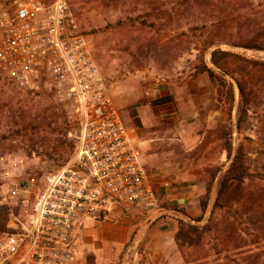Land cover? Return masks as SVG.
<instances>
[{
	"label": "rangeland",
	"instance_id": "rangeland-1",
	"mask_svg": "<svg viewBox=\"0 0 264 264\" xmlns=\"http://www.w3.org/2000/svg\"><path fill=\"white\" fill-rule=\"evenodd\" d=\"M178 2L158 0L151 8L146 0H69L108 95L145 155L156 194L155 204L148 209L132 207L111 221L90 220L87 236L95 241L94 229L103 223L147 225L168 218L169 231H174L171 226L176 228L161 248L166 249L162 257L150 254L159 245L135 244L141 228L137 226L121 250L108 248L112 257L104 264H243L244 257L264 252V181L254 177L246 182L244 196L213 206L217 179L239 147L245 165L264 177V68L246 62L264 63V51L234 45L252 37L264 42V0H244L243 11L233 16L209 11L184 14ZM207 42L213 45L204 50ZM215 49L240 56L227 65L233 66L243 85L242 96L234 79L211 65L210 53ZM201 63L223 80L212 83L207 73H199ZM9 107L17 111V118L7 117ZM241 107L246 115L238 130ZM52 113L55 116L50 118ZM42 116L49 118L41 123ZM21 117L28 128H22ZM31 127H39L37 134ZM64 129L62 108L51 97L22 91L0 74V173L8 159H22L15 174L36 192L41 177L69 157ZM228 144L230 158L225 151ZM179 190L185 196L195 191L187 205L195 204L196 214L168 202V193ZM203 197L204 211L199 206ZM1 201L0 196V222H8L11 210ZM179 221L200 228L194 243L175 242ZM229 223L237 227L236 234L230 233Z\"/></svg>",
	"mask_w": 264,
	"mask_h": 264
},
{
	"label": "built area",
	"instance_id": "built-area-1",
	"mask_svg": "<svg viewBox=\"0 0 264 264\" xmlns=\"http://www.w3.org/2000/svg\"><path fill=\"white\" fill-rule=\"evenodd\" d=\"M0 74L59 104L72 145L33 193L15 174L22 159H8L0 196L11 213L0 233V264H77L80 220L111 221L155 204L145 155L108 95L69 0H0Z\"/></svg>",
	"mask_w": 264,
	"mask_h": 264
},
{
	"label": "trees",
	"instance_id": "trees-1",
	"mask_svg": "<svg viewBox=\"0 0 264 264\" xmlns=\"http://www.w3.org/2000/svg\"><path fill=\"white\" fill-rule=\"evenodd\" d=\"M148 1L149 7L154 8L157 6L158 0H146ZM244 3V0H180V2L177 3L178 9L180 12H183L184 14H193V13H202V12H212L217 13L219 15H222L225 12H230L232 16L237 14L239 11H243L242 4ZM213 43L207 42L204 43V50L209 49ZM235 46H239L245 49L250 50H257V51H264V42H260L257 37H252L250 39H246L245 41H241L238 43H234ZM233 58H240L237 54H234L229 51H222L219 49H215L211 51L210 53V63L211 65L231 76L234 81L237 84L238 90L240 92V95L244 94L243 85L240 82V79L238 77H235V70L233 69V66L227 65L228 60L233 61ZM248 64L252 63V66H259L264 68V63L255 61L254 63L251 61H246ZM197 70L199 73H207L210 81L212 83H215L218 80H223V78L211 67L206 66L204 63H201L197 67ZM3 108V107H2ZM46 110H50L49 107H45ZM6 109V108H5ZM7 117L8 118H17L18 115L16 114V110H13L12 107H9L7 110ZM53 112V111H52ZM246 115V109L239 108L238 111V118H237V128L240 130L241 124L244 121V116ZM55 113L50 114V118L54 117ZM37 116V118H39ZM24 117H21V121L23 122L22 125L24 129L28 128L27 125L24 124L26 122V119H23ZM48 116H42L41 117V123L46 122ZM34 120V119H33ZM45 124V123H43ZM48 128L51 126V122H48L46 125ZM33 131V133H36L39 131V127H31L30 129ZM55 131V130H54ZM52 131V132H54ZM64 142L69 147V153L71 152L72 145L66 141L65 139V129L62 131ZM225 151L227 152V156L230 158L232 155V148L230 144H228L225 147ZM262 176V173L258 171H250L249 167L245 165V159L243 155L242 148L239 147L235 150L234 156L231 158L230 164L228 169L218 177L216 182V197L214 201V207H222L220 206V202L229 201V203L232 200H236L238 198H241L244 196L243 192L246 186V182L250 181L251 179H254V177H258L260 180L264 181V177ZM199 206L202 209V211L205 210L207 206L206 199L203 197L199 200ZM179 213L183 217H187V214L183 209L179 210ZM189 218V217H188ZM264 218V213H263ZM201 218H197L196 221H200ZM178 230L175 234V242L178 244L183 243L185 244H191L194 243L195 239L194 237L197 236L198 231L200 230L199 227H195L193 225L184 226L182 222H178ZM7 220L4 222H0V233L7 231L6 229ZM230 230V233L236 234L237 233V227L233 223L226 224ZM197 240V237H196ZM241 248V247H237ZM243 264H264V252L261 253H252L248 255L247 257L243 258Z\"/></svg>",
	"mask_w": 264,
	"mask_h": 264
},
{
	"label": "crops",
	"instance_id": "crops-1",
	"mask_svg": "<svg viewBox=\"0 0 264 264\" xmlns=\"http://www.w3.org/2000/svg\"><path fill=\"white\" fill-rule=\"evenodd\" d=\"M194 192L195 191L192 190L185 196L182 190L172 191L168 193L167 200L168 202L183 206L189 215H193L198 212V208L195 204H191L188 208L187 202L194 199ZM167 219L168 218H166V220ZM166 220L158 221L154 224L148 223L147 225H142L141 223H135L133 225L126 222L103 223L101 226L94 229L96 237L95 241H93L87 236L86 227L88 225L90 226V224H87L90 220L82 219L75 225L73 233V242L78 251L77 264H104V260L107 261V259L112 257V253L109 252L108 248L111 247L112 252L121 250L122 247L129 242L137 226H141V228L139 230L137 229L135 244L141 246L146 245L147 247L159 245V250L153 251L150 250L151 248L149 250L150 254L154 257H162L166 250L161 249L164 242L167 241L170 236L173 237L176 230L175 227L171 226V230L174 229V231H169L166 225L169 224L170 226V222H166ZM94 253L95 256H93Z\"/></svg>",
	"mask_w": 264,
	"mask_h": 264
}]
</instances>
